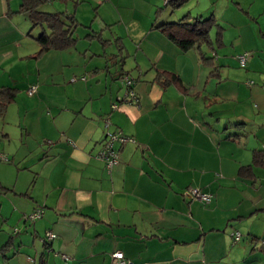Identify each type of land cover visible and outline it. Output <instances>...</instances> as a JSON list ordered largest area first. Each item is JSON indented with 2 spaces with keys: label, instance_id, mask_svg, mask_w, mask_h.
<instances>
[{
  "label": "crops",
  "instance_id": "0c3cea01",
  "mask_svg": "<svg viewBox=\"0 0 264 264\" xmlns=\"http://www.w3.org/2000/svg\"><path fill=\"white\" fill-rule=\"evenodd\" d=\"M21 3L0 0V69L40 50L32 22L14 16ZM215 12L223 31L211 32L212 61L183 52L159 24L133 23L120 30L130 43L116 38L120 53L85 52L77 36L73 47L36 58V78L3 85H38L24 106L34 110L22 132L32 143L0 165V224L20 229L0 233V248L14 241L4 263L110 264L121 251L133 264H264V0H230ZM117 22L105 20L102 32ZM245 51L248 73L232 64ZM126 61L136 63V99L118 82ZM166 72L185 89L164 85ZM107 131L135 139L117 143L111 171L95 156ZM191 187L212 201L190 199ZM37 209L43 217L27 221Z\"/></svg>",
  "mask_w": 264,
  "mask_h": 264
},
{
  "label": "rangeland",
  "instance_id": "374dc122",
  "mask_svg": "<svg viewBox=\"0 0 264 264\" xmlns=\"http://www.w3.org/2000/svg\"><path fill=\"white\" fill-rule=\"evenodd\" d=\"M10 1L13 5H15L16 0ZM229 2L230 0H190L188 3L181 6L180 8L172 10L169 6H165L166 0H53L41 6L40 9L52 13L60 11L76 13L79 22V26L76 30V36H79L77 44L78 47L86 52L91 46L93 47V50L95 52L101 54V49H104L109 54L113 51H116V53H120L119 48L116 44V38L121 36V33L124 36L125 40L130 43L131 39L129 40L128 35L125 32H120L121 28H124L125 26L131 28L133 23H138L137 25L141 24V27L143 26L144 28L145 26H149L152 24L174 22L182 18L185 14L190 11L196 14L197 12L202 13L204 15L203 17L207 18L212 14V10H216L215 15L217 16V14H219L222 8L225 9L227 7V4ZM160 8L162 9L157 15V11ZM14 14V16L19 17V19L21 20L20 23L22 25H24L25 21L30 23V19L28 18L27 14L20 12ZM177 15L178 17H176ZM240 18L242 19H238L239 23L243 22V19L244 21L246 20L245 18H243V16ZM105 20L108 22H118L111 26V28H108L107 30L105 29L106 31L104 30V33L102 32V29L105 26ZM89 26H91L96 31V33L98 34L97 38H93L88 35V32H90V30L92 29H90ZM41 32V27L33 28L34 34H37L39 36ZM133 38L139 39L140 37H136L135 35H133ZM131 63L132 62L130 61H126V68L128 70L127 72L130 73L131 76H134L132 74L136 71V63ZM232 64L237 70L243 71L244 73H248L246 72L245 68H242L240 66L238 57L233 61ZM12 65H16L17 68H20V71L18 70V75L15 74L17 73V71L13 70V74H15L14 77H11L10 74ZM115 67L116 66H112L114 70ZM36 71H38L36 58L31 59L29 62L26 60H7L2 65V69H0V77L2 76L0 86H3L5 84H16L18 86L19 82L22 83L24 81V77H29L33 75V77L36 78ZM124 77H126V75H124ZM118 82L123 91L122 94L127 92L126 87L123 86V80L119 79ZM18 88L19 91L17 92L18 97L16 96V102L14 100L13 103L11 102L12 104L9 103L4 115L0 116V152L8 155L10 157L9 159L12 158V155H14L15 152H20L19 156L21 154L26 153L27 146L24 145L28 144L27 141L32 143V139L26 141L25 136L22 137V132H25L23 131V126L25 122L24 118L28 121L30 118H33L34 110L32 111L31 109L28 110L24 108L25 103L28 99H30V97L28 96L29 94L25 87ZM26 105L29 106V104ZM1 163L9 162L0 161V165ZM9 225L10 226L7 227V224L4 223L2 227V225L0 224V233L3 235H5V232L9 234L13 233L15 227H12L11 222L9 223ZM3 264L11 263L6 262Z\"/></svg>",
  "mask_w": 264,
  "mask_h": 264
},
{
  "label": "trees",
  "instance_id": "16d2710c",
  "mask_svg": "<svg viewBox=\"0 0 264 264\" xmlns=\"http://www.w3.org/2000/svg\"><path fill=\"white\" fill-rule=\"evenodd\" d=\"M21 1L22 3L18 12L27 14L28 18L32 22L33 28L41 27L42 29L40 35L36 37L40 45V50L37 53L36 58L40 57L43 53L49 50H66L73 47L77 43L78 38L76 36V30L79 26V22L76 18V13H70L67 11L52 13L40 9L41 6L53 0ZM189 1L190 0H169L166 5L169 6L172 10H176L177 8H180ZM156 28L163 32L183 52H187L189 50L198 51L203 61L213 60V58L210 57L206 51V48H211L213 45V41L211 39V32L214 29H218V36H221V32L223 31V27H221L214 15H210L209 17L204 18L201 16H193L190 12L178 21L159 24L156 25ZM89 36L97 38L98 34H89ZM245 52H249L251 56L250 51ZM122 60L124 62L125 58H123ZM164 74L166 75L158 76L159 80H162V83L164 85L169 86L174 84L185 89V87L182 85L180 78L177 75L170 72H166ZM124 75L131 77L136 85V79L133 76L129 75L128 72H125L120 76L122 80L124 78ZM35 86L38 90V85L35 84ZM29 88L27 89V91L29 90ZM18 91V88L15 87L3 86L0 88V116L4 115L8 104L15 100ZM3 161H9V157L7 156V159ZM254 163H263V159L260 154L257 153L255 155ZM241 169V174L243 175L246 172H252L251 167H244ZM26 220L30 221L27 217ZM19 232V228L14 229V234H17ZM12 237L0 248V264H3L4 261L10 258L8 253L14 247V241L12 240Z\"/></svg>",
  "mask_w": 264,
  "mask_h": 264
},
{
  "label": "built area",
  "instance_id": "2783aa9c",
  "mask_svg": "<svg viewBox=\"0 0 264 264\" xmlns=\"http://www.w3.org/2000/svg\"><path fill=\"white\" fill-rule=\"evenodd\" d=\"M168 1L169 0H166V3ZM249 57H250L249 52H245L242 55L238 56V60L242 67L246 66ZM250 83L252 84V82ZM123 85L127 88L126 96L130 99H136L137 95H136V90L134 87L135 86L134 80L131 77L126 76L123 78ZM36 90H37V87L33 85L29 88L28 94L32 96L36 92ZM119 101H121V99H119ZM117 108H118V104H115L113 106V109H117ZM105 125L107 128L110 126L109 118L105 120ZM129 142H135V139L133 137L126 136L118 131L117 132L107 131L106 138L103 141L101 148L99 149V151L96 153L95 156L97 159L105 162L107 170L111 171L119 163V154L116 149L117 143L123 145ZM6 159H7V156L4 153L0 152V161L6 160ZM185 194L190 199L200 200L204 204H209L213 199L212 194L203 193L199 189L194 188V187L188 188L185 191ZM42 216H43V211L40 209H37L31 214H29L27 218L30 221H35L37 219H40ZM47 237L48 239H53L56 237V234L49 232L47 233ZM240 237H241L240 232L236 231L235 233H233V238L235 242H237L240 239ZM110 264H133V263L125 258V255L123 252L116 251L112 254V261Z\"/></svg>",
  "mask_w": 264,
  "mask_h": 264
}]
</instances>
